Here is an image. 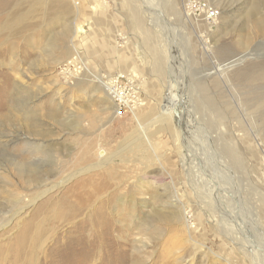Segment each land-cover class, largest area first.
<instances>
[{"label":"rangeland","instance_id":"1","mask_svg":"<svg viewBox=\"0 0 264 264\" xmlns=\"http://www.w3.org/2000/svg\"><path fill=\"white\" fill-rule=\"evenodd\" d=\"M144 2L0 0V264L3 258L7 264L17 261L9 253L23 235L39 242L34 264L81 261L85 254L76 251L67 220L70 203L104 188L75 221L97 220L102 207L113 216L111 248L94 264H120L122 258L125 264H263L233 239L220 211L207 206L212 201L201 194L210 195L209 181L202 179L206 166L194 156L184 159L197 136L211 133V150L233 166L229 175L235 174L241 187L244 200L235 204L237 213L244 221L252 213L264 230V121L250 109L264 99V81L250 88L245 82L264 74V0H146L156 11ZM206 9L217 11L218 18L208 20ZM176 35L182 38L179 48L172 42ZM181 52L189 60V66L179 67L181 107L192 108L197 127H204L196 128L190 145L186 116L174 131L163 124L170 62ZM76 56L86 70L70 85L58 69ZM118 74L137 84L139 109L121 111L100 87L101 77ZM143 134L149 142H137ZM27 140L64 147L61 157L55 154L64 172L54 182L104 159L111 160L110 169L81 174L31 205L41 190L18 183L12 166L27 157ZM195 144L198 156L206 158V146ZM228 147L237 164L227 156ZM2 182L15 186L16 197L10 199L14 187ZM119 212L123 216L116 218ZM83 236L88 239V232ZM56 241L62 242L60 253L54 252Z\"/></svg>","mask_w":264,"mask_h":264},{"label":"bare ground","instance_id":"2","mask_svg":"<svg viewBox=\"0 0 264 264\" xmlns=\"http://www.w3.org/2000/svg\"><path fill=\"white\" fill-rule=\"evenodd\" d=\"M144 3L146 4L147 8H152V10L156 11L157 8L155 9V7L153 5L151 6L148 2H146V0ZM154 11L149 10V12H150L149 15L153 19H154L153 16L155 13ZM160 13L161 12H159V14ZM157 14H156V16H157ZM203 14H204V16L205 15L207 16V10H204ZM155 22H157V21H155ZM160 22H162V20ZM158 24H160V23L158 22ZM172 38H173L172 42L176 43V47L179 48L180 44L182 43V38L181 37L177 38V35H176V37L173 36ZM173 49L174 48H172V50ZM177 50L178 49H176V51ZM174 56H175V58H173ZM186 56L187 55L185 52H181V54L179 55L178 61L176 60L177 59L176 55H173V57H172L173 59L171 58L172 61L170 60L171 61L170 62L171 80H170V85H169V96L167 98V105L165 106V109H164L165 110V112H164L165 116L163 119V124L165 123L164 121H166L165 126H167L169 130L171 129L172 131H174L175 130L174 128H176V126L179 124L178 122H181V119L183 118V116H186L185 121H183L184 122L183 124H185V128H188L187 133H186V137L188 139L187 138L186 139H187L188 144L190 145L192 138H196V136H197L196 133L199 131V130L197 131L196 128H199V127H197L198 124H197L195 115L192 111V108L187 107L185 109H182V107H181V95L182 94H180L181 85H179L178 80H179V78L181 79L180 76L184 75V73L179 67L186 68L187 66H189L188 65L189 60L186 58ZM85 70H86V66L82 67V70L79 71L77 74H79V73L81 74V72L85 71ZM262 81H264V74H257V75H254L250 79H247V78L245 79V82L249 88L251 87V85H255V84L260 83ZM99 82H100V84H99L100 87H102V85H103L108 90L110 97L112 98V100H114V102L118 105L119 109L121 110L120 104H118L116 101L117 96L115 95V93L112 90L109 89L108 83H105L101 79L99 80ZM189 85H190V83H189ZM182 87H184V86H182ZM24 109H25V112L27 113V115L30 114V113H28L30 111L28 110L27 107H24ZM250 109H251V111L254 110L255 115L256 114L260 115V118H259L260 121H264V115L261 114V113H264V99H260L259 102L252 105ZM133 110H135V109H132L131 112ZM27 115H26V118L24 117V119L26 121H29L27 118ZM244 120H246V119H244ZM167 123H170L169 124L170 127L167 125ZM198 123H200V122H198ZM199 125H201V124H199ZM177 128H178V126H177ZM200 130H202V129H200ZM203 130H204V127H203ZM203 130L200 132H203ZM173 134H175V133H173ZM194 134H195V137H194ZM141 138H143L149 142V137L146 134L145 135L143 134V136H140L138 138L137 142L142 140ZM181 138H183V137H181ZM212 138H213L212 134L205 130V132L202 133V136H199V137L197 136L195 141L193 140L195 143L199 142L201 144V146L202 145L206 146L205 148H207V150H208V152L206 150V153H205V155L207 156L206 157L207 159L203 158L202 154L198 156V152L195 149L196 144L192 143L194 146L192 147L193 151L191 152V156L188 155V157H186V158L184 157L185 158L184 160H187V161L190 160L191 161V158L194 156L196 158V160L199 161L200 164L206 166L207 172L205 171L204 174H202V179H206L207 182L209 181L210 195L207 193H204V192H201V194L204 197L203 199L210 200V201H212V203H214V204L209 203L207 206H211V208L215 209L217 211V213H218V211H220L219 214L220 213L222 214V218H220L221 222L225 223V226H229L231 235L234 236L233 239H235L239 244H241L242 248H244L247 251V253H248L247 255H249L254 262L259 261L261 263L263 262V264H264V232H263L264 230H263V228H261L262 224L260 225V223L256 220V217H254L252 213L250 216L248 215V214H250L248 212L246 213L247 215L245 214V216H244L245 221L243 220V216H240L237 213V209H236L235 204H243V200H244V198H242V196H241V192H242L240 190L241 187L236 180L235 174L229 175L230 169L231 170L233 169V172H234L233 166L231 164H229L226 160H225L226 163L224 161L221 162L220 157L217 155L218 150H216L217 152H214V150L213 151L211 150L213 145H214V141L212 140ZM26 142H27L26 146L28 148L27 157H23L20 159L18 158L19 160L18 159L14 160L12 166L14 168L13 170L15 172V176L17 178L18 183H21L22 185H25V186H32L34 184V185L39 187V190H41L40 192H38L36 197H33L30 200L31 205L34 204L38 199L42 198L43 196L48 195L51 192L59 191V190L63 189L66 184L70 183L71 181L76 179L77 176H79L81 174H84L86 172H97V171H101L104 169L109 171V169H110L107 166L110 165L111 160L107 161L106 159H104V160H102L96 164L87 165L86 168H84L83 170L80 171L81 173L80 172H78L77 174L70 173V174H68V176L66 175L67 177L66 178L64 177L62 182H54L55 180H58L60 178L61 174L64 172L63 171L64 168L61 169L62 167L60 168V165H58L59 163L55 162V160H56L55 154H59V156L61 157V155H63L64 147H62L61 145L59 148H56L53 145L46 146V145H44L43 141L40 144L38 143V141L31 142V141L27 140ZM36 143H38V144H36ZM199 150L200 149H198V151ZM200 151H202V149ZM225 152L227 153V156L231 157L232 163L237 164V156L235 154V150L228 147V148H226ZM34 161H38L42 164L38 165L37 163H34ZM64 161H66V159H64ZM86 163H87V159H85L83 162L79 161L78 164L80 165V164H86ZM44 167H46L48 169L43 170ZM188 171H189V173L195 172L194 168H190V169H188ZM2 183H4L8 187H14V190L11 192L8 191V194L11 197L10 199H13L14 197H16V194H14L16 191L15 186L12 185V183H8V182L7 183L2 182ZM234 189H235V194L233 193ZM104 190H105V188L100 189V190L95 189L94 192L96 194H94V197L96 195L101 194ZM2 195H5V194H2ZM92 196L93 195H91V194H85V195H81L78 198L72 200V202L70 203V215L67 218V220L69 222H72L70 233H72V234L74 233L75 238L78 241L77 249H80V250H76V251L77 252L80 251L81 254L82 253L85 254V257L83 256L84 258H81L82 255L80 256V258L82 260L85 259L84 262H82V260L79 262L73 261V260L71 262H58L57 261V264H59V263L60 264H75V262L82 263V264H94V262L97 261V259L99 257L107 256L108 247L111 248L110 247L111 246L110 245V234H111V228L112 227L110 224V222H111L110 218L113 219L112 218L113 216L111 217V215L108 213L107 209L105 207L100 208L98 218H97V220H95L93 222H89V221H87L85 223H76L75 222L79 217H81L83 215V213L85 212L87 207L92 203L93 198H94ZM226 200L230 202L229 203L230 205L226 206V204H225ZM227 201H226V203H227ZM19 202L20 201L17 200L14 203H15V205H18ZM11 205H12V203H11ZM20 212H22V210H19V212L16 213V215H20ZM121 212L116 214V218L123 216L121 214ZM8 213H9V211L6 214H8ZM120 215H122V216H120ZM128 216L134 217V215L129 211H128ZM0 218L2 219V217H0ZM5 218H6V215H4L3 219H5ZM120 219L122 220V218H120ZM122 221H124V220H122ZM229 221L232 225L227 224V222H229ZM116 223H118V222H116ZM86 231L88 232V237H89L88 239H86L87 241L83 239V237H84L83 233ZM128 235H126V236H128ZM228 235H229V233H228ZM29 239L30 238L28 237V235H23L20 239H18L16 244H14L15 246H14L13 250L11 251V253H9V254L11 257V255L13 253V256H15L17 258V261L13 262L12 264H21L22 261L24 259H26L28 256L29 257L27 259V262H25L24 264H34V260H33L35 257L34 252H36V249L38 248L36 244L39 242H36V239H33V240H29ZM60 243H62V242H58V241L55 242V244L53 245V246H55L54 252H56V253L61 252L63 245L60 247ZM118 243H120V242H118ZM238 243H237V245H238ZM135 245H136V243H135ZM120 246L123 247V245H120ZM73 249H76V248H73ZM121 250H123V249H121ZM73 251L74 250H72V252ZM80 253H78V254H80ZM1 260L2 259H0V261ZM105 260H106V258H105ZM105 260L103 262H105ZM3 261H5V264H7L6 258L5 259L3 258ZM110 263H114V261L110 262ZM125 263H127V261L123 260V258H122L120 264H125ZM255 264H258V263H255Z\"/></svg>","mask_w":264,"mask_h":264},{"label":"built area","instance_id":"3","mask_svg":"<svg viewBox=\"0 0 264 264\" xmlns=\"http://www.w3.org/2000/svg\"><path fill=\"white\" fill-rule=\"evenodd\" d=\"M207 10V19L210 21H215V19L218 18V12L214 9H206ZM79 58V59H78ZM85 64L80 56H76L74 60L69 61L63 65H61L58 69L60 75H62L67 83H70V85H73V80H75V77H78L81 74H77L79 71L82 70V67H84ZM86 66V65H85ZM98 78V77H97ZM105 82L108 83L109 89L112 90L116 97V101L118 104H120L121 110L124 108L128 109H139V105H142L140 103L139 99V93H138V86L137 84L131 80L130 76H125L124 74H118L114 77H101ZM125 81L128 84L124 87Z\"/></svg>","mask_w":264,"mask_h":264}]
</instances>
